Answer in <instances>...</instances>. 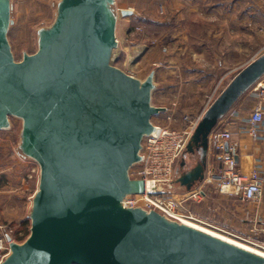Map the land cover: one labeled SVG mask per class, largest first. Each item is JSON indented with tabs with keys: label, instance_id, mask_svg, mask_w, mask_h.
Masks as SVG:
<instances>
[{
	"label": "water",
	"instance_id": "95a60500",
	"mask_svg": "<svg viewBox=\"0 0 264 264\" xmlns=\"http://www.w3.org/2000/svg\"><path fill=\"white\" fill-rule=\"evenodd\" d=\"M113 4L59 0L36 51L15 60L10 0H0V130L9 117L21 119L19 149L39 167L28 235L21 243L8 238L0 264H264L156 211L122 204L144 192L143 180L128 171L154 129L151 117L164 108L151 104L152 71L139 81L113 65ZM263 75L264 53L204 111L179 161L185 171L176 182L185 190L203 179L214 127Z\"/></svg>",
	"mask_w": 264,
	"mask_h": 264
},
{
	"label": "rangeland",
	"instance_id": "374dc122",
	"mask_svg": "<svg viewBox=\"0 0 264 264\" xmlns=\"http://www.w3.org/2000/svg\"><path fill=\"white\" fill-rule=\"evenodd\" d=\"M57 1L59 0H10L11 23L7 31V41L15 60H20L23 53L31 54L36 51L38 31L50 27L53 23ZM140 1L144 0H114L117 46L113 50L112 62L115 67L139 81H143L152 71L154 88L151 93V104L168 109L153 115L151 123L179 129L183 126L182 119L174 118L173 90L167 83L178 81L183 77L184 66L195 67L200 64L199 59L194 55L199 53L203 39L199 37L196 17L188 16L184 12V7L158 6L150 3V0L140 4ZM123 7L132 11L133 17L129 18L131 19L129 23L120 16L119 10ZM255 11L259 12V18L255 26L249 27L251 30L248 36L239 34L237 38L219 39L221 43L219 48L222 52L230 49L233 51L236 47L237 54L235 59L233 55L231 56V62L227 63L226 68H223L215 79V85L204 97L203 108L207 96L213 95L215 99L237 72L264 53V12L260 7ZM211 50L214 48L212 47ZM260 80L264 81V78L261 77ZM184 103L186 106L192 104ZM183 105L180 100L176 102L178 109L183 108ZM226 114L222 118H227ZM186 116L193 118L196 115ZM168 117L172 120L168 121ZM179 120L182 126L177 128L176 124ZM8 121V127L0 130V241L2 242H0L2 244L0 261L9 252L7 238L17 243L25 240L26 237L18 241L15 235L16 231L21 229L22 222H27L29 232L28 216L39 178L37 163L19 149L21 119L9 117ZM191 163L190 160L187 166H191ZM137 167L134 164L129 169L131 178L135 176ZM176 167L177 175L185 171L179 168V164ZM183 190V186L175 183V192L182 193ZM190 206L197 216H201V220L215 228L201 226L245 243L243 240L247 238L244 235L228 227L229 203L224 204L221 210L213 200L208 204L204 201L200 204L194 202ZM203 216L208 219H204Z\"/></svg>",
	"mask_w": 264,
	"mask_h": 264
},
{
	"label": "crops",
	"instance_id": "0c3cea01",
	"mask_svg": "<svg viewBox=\"0 0 264 264\" xmlns=\"http://www.w3.org/2000/svg\"><path fill=\"white\" fill-rule=\"evenodd\" d=\"M139 3L147 2L144 0ZM150 3L158 6H181L184 7V12L188 16L196 17L199 37L203 39V43L199 46V53L194 56L199 59L200 64L195 67L184 66L183 77L178 81L167 83V85H171L173 90L172 104H175V107H173L172 113L175 120L187 114L200 115L203 111L205 95L215 85V79L221 70L226 68L228 62H231V56L233 55L235 59L237 54L236 47L233 51L229 48L230 50L222 52L219 48L221 45L219 39L237 38L239 34L248 36L249 30H251L249 27L255 26L259 18V12L255 10L260 7L264 12V0H150ZM121 9H127V7ZM120 16L129 23L131 21L129 18L133 17V14L129 16L120 14ZM210 47H213L214 50H211ZM178 99L183 102V108L176 107ZM257 100L256 93L250 87L231 107L226 114L227 118H221L212 131L221 129L231 131L230 145L234 149L237 167L244 175H248L253 167H260L264 173V136L259 140H253L248 134L239 131L241 120L249 116ZM184 102L192 104L186 106ZM262 103L264 106V96ZM163 108L165 111L168 109ZM179 122L180 120L176 124L177 128L182 126ZM260 131L264 133V122L260 126ZM212 132L209 135L205 175L220 169V161L211 145ZM207 188L209 193L208 198L204 200L205 204L213 200L218 205L217 208L221 210L224 204L229 203L230 220H227L229 229L244 235L255 244H264V191L258 201L247 202L237 197L217 194L211 186Z\"/></svg>",
	"mask_w": 264,
	"mask_h": 264
},
{
	"label": "built area",
	"instance_id": "2783aa9c",
	"mask_svg": "<svg viewBox=\"0 0 264 264\" xmlns=\"http://www.w3.org/2000/svg\"><path fill=\"white\" fill-rule=\"evenodd\" d=\"M262 77L264 78V75ZM251 87L258 100L249 116L241 120L239 131L248 134L253 140H259L264 136V133L260 131V126L264 122L262 103L264 81L258 80ZM213 100V95L206 97L200 115L193 118L182 116L183 126L180 129L153 124L154 129L141 140L140 160L136 163L138 167L133 177L143 180L144 192L127 195L122 201L124 206L138 207L145 211L153 210L170 219L169 214L177 222H179L178 219H185L215 228L201 220V216H197L190 206L191 203L200 204L208 198V186L213 187L217 194L237 197L242 201L251 202L260 199L264 191L263 170L260 167H253L248 175L239 171L234 149L230 145L231 131L227 129L216 130L211 136V145L220 161V169L208 175L204 174L203 179L195 183L190 190L184 188L182 193L174 191L178 177L176 166L202 114ZM167 119L172 120L171 117ZM243 241L257 246L264 252V244H255L248 239ZM7 251H9L8 248Z\"/></svg>",
	"mask_w": 264,
	"mask_h": 264
},
{
	"label": "bare ground",
	"instance_id": "6f19581e",
	"mask_svg": "<svg viewBox=\"0 0 264 264\" xmlns=\"http://www.w3.org/2000/svg\"><path fill=\"white\" fill-rule=\"evenodd\" d=\"M168 217L171 220H174V221L176 220L174 217H172L169 214H168ZM178 220H179V223H183V224H185L186 226H188L190 228H193V229H196V230L201 231L203 233H206L208 235H211V236H213V237H215L217 239H220L222 241H225L227 243H230L232 245H235V246H237V247H239L241 249H244V250H246L248 252H251V253L259 256V257L264 258V252L261 249H259L257 246H254V245H251V244H248V243L246 244V242L245 243L240 242L238 240H235L233 238H230L228 236H225V235L220 234L218 232H215L213 230L207 229V228L201 226L203 224H200L199 225V223H196L194 221H188V220H185V219H178ZM176 222H177V220H176Z\"/></svg>",
	"mask_w": 264,
	"mask_h": 264
},
{
	"label": "trees",
	"instance_id": "16d2710c",
	"mask_svg": "<svg viewBox=\"0 0 264 264\" xmlns=\"http://www.w3.org/2000/svg\"><path fill=\"white\" fill-rule=\"evenodd\" d=\"M21 229H19L18 231H16L15 235H16V240L18 241H22L25 237H27L28 235V226H27V222H22L20 224Z\"/></svg>",
	"mask_w": 264,
	"mask_h": 264
}]
</instances>
